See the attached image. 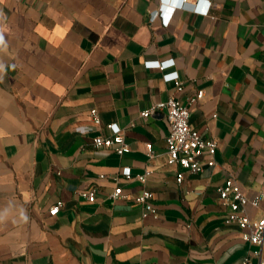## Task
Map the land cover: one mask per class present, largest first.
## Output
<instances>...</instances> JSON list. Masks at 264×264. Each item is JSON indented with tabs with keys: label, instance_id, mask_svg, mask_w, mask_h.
<instances>
[{
	"label": "crops",
	"instance_id": "obj_1",
	"mask_svg": "<svg viewBox=\"0 0 264 264\" xmlns=\"http://www.w3.org/2000/svg\"><path fill=\"white\" fill-rule=\"evenodd\" d=\"M207 2L209 15L176 7L166 26L150 14L174 0H0V264L260 263L225 223L219 187L232 172L248 196L264 191V0ZM199 90L190 123L218 147L214 166L191 173L167 162L164 113H141ZM92 109L102 125L82 133ZM110 123L130 144L122 156L94 145ZM91 188L95 202L81 194ZM144 190L155 215L135 201Z\"/></svg>",
	"mask_w": 264,
	"mask_h": 264
},
{
	"label": "built area",
	"instance_id": "obj_2",
	"mask_svg": "<svg viewBox=\"0 0 264 264\" xmlns=\"http://www.w3.org/2000/svg\"><path fill=\"white\" fill-rule=\"evenodd\" d=\"M199 2L202 0H198ZM198 2V3H199ZM183 9L191 11H199L198 3H193L190 0H182ZM210 6L205 7L201 14L209 15L211 10V2H207ZM176 10L174 6L161 4L160 7L151 12L150 20L153 22L157 18L162 20L164 25H168ZM174 65V60L166 61H149L147 66L149 68H157L165 70ZM164 78L167 81H174L178 91H182L183 83L179 80L177 72L166 73ZM204 97V90H199L197 93L189 98L185 103L177 97H170L164 101H158L152 104L148 109L144 110L141 115L148 119L155 112H163L167 121L169 132L166 136V150L167 162L170 165H177L184 170L191 173H199L205 165L214 166L216 164V152L218 143L214 138H205L202 133L194 128L190 123L191 105L197 100ZM91 124L79 127L82 133L96 132L102 125L101 117L97 109H92L90 112ZM107 129L110 132L109 136L97 134L94 137V145L96 148H110L113 149L118 155L122 156L128 153L131 148L127 141L123 129L117 123L107 124ZM146 154L149 158L154 156L153 145L151 142L146 143ZM150 169H146L144 173L136 175V178L142 182H146L151 174ZM122 174L127 178H132L131 167H124ZM184 173L178 174V182H182ZM88 202H95L97 189L91 188L90 190L81 193ZM123 188L117 186L113 192L109 194V198L117 200L124 197ZM219 197L222 203L228 208L225 214V223L235 224L239 227L242 239L257 246L259 249L254 253L260 258L259 264H264L261 258V249L264 247V210L261 216H254L251 212L252 209H260L264 205V191L258 195L250 197L244 193L240 183L235 178L232 172L229 173L225 182L219 187ZM153 193L144 190L141 194L136 196V203L140 204L143 209V215L146 217L150 214L155 215V207L152 203ZM63 206V201L56 202L49 209L50 215H57ZM242 264H251L250 258H246Z\"/></svg>",
	"mask_w": 264,
	"mask_h": 264
},
{
	"label": "clouds",
	"instance_id": "obj_3",
	"mask_svg": "<svg viewBox=\"0 0 264 264\" xmlns=\"http://www.w3.org/2000/svg\"><path fill=\"white\" fill-rule=\"evenodd\" d=\"M182 6H183L182 0L180 3L174 5V7H182ZM208 6H210V4H207L206 7H208ZM2 45H4V37H3V35H0V46H2ZM2 71H3V66L0 65V72H2ZM23 219L26 221L27 218L24 217Z\"/></svg>",
	"mask_w": 264,
	"mask_h": 264
},
{
	"label": "snow or ice",
	"instance_id": "obj_4",
	"mask_svg": "<svg viewBox=\"0 0 264 264\" xmlns=\"http://www.w3.org/2000/svg\"><path fill=\"white\" fill-rule=\"evenodd\" d=\"M175 4H178L181 2V0H174ZM207 6V0H202V7L200 9H198L199 11H202L203 8H205Z\"/></svg>",
	"mask_w": 264,
	"mask_h": 264
}]
</instances>
